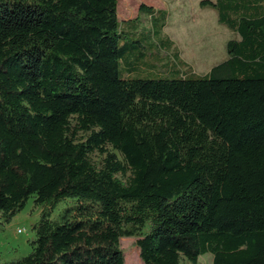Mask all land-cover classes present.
Returning a JSON list of instances; mask_svg holds the SVG:
<instances>
[{"label":"trees","instance_id":"1","mask_svg":"<svg viewBox=\"0 0 264 264\" xmlns=\"http://www.w3.org/2000/svg\"><path fill=\"white\" fill-rule=\"evenodd\" d=\"M200 5L227 57L170 79L125 76L118 0H0V220L42 207L7 264H125L124 236L144 264H264V0ZM139 11L161 35L167 12Z\"/></svg>","mask_w":264,"mask_h":264},{"label":"rangeland","instance_id":"2","mask_svg":"<svg viewBox=\"0 0 264 264\" xmlns=\"http://www.w3.org/2000/svg\"><path fill=\"white\" fill-rule=\"evenodd\" d=\"M201 0H118V17L125 29L126 38L121 40L120 47L126 55H139V60L132 70L125 72V76L147 78H176L184 71H192L203 75L227 57L226 43L234 37L232 31L219 23L215 9L202 7ZM144 3L167 12L166 26L161 35L154 33L150 24L148 12H140L139 7ZM140 16L138 34H133L132 27L125 22ZM130 32V33H129ZM143 32V34H141ZM169 38L173 42L170 50L154 47L152 42L158 43L161 38ZM144 53L141 55V53ZM162 60L174 61L176 68L163 66ZM146 62L153 67L144 66ZM100 157L97 155L96 157ZM35 197L31 196L25 206L17 212L9 222L0 220V264L16 261L33 251V241L36 238L34 225L41 218L42 207L35 204ZM73 199L60 202L53 210L55 217L66 206L72 204ZM21 229V231H18ZM137 236L121 238V248L125 254V264H144L139 255ZM200 264H213V254L207 252L200 256ZM189 264V262H184Z\"/></svg>","mask_w":264,"mask_h":264},{"label":"built area","instance_id":"3","mask_svg":"<svg viewBox=\"0 0 264 264\" xmlns=\"http://www.w3.org/2000/svg\"><path fill=\"white\" fill-rule=\"evenodd\" d=\"M18 231H21V229H19Z\"/></svg>","mask_w":264,"mask_h":264}]
</instances>
